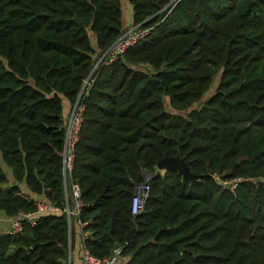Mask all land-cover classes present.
<instances>
[{
	"label": "trees",
	"instance_id": "trees-1",
	"mask_svg": "<svg viewBox=\"0 0 264 264\" xmlns=\"http://www.w3.org/2000/svg\"><path fill=\"white\" fill-rule=\"evenodd\" d=\"M128 2L150 33L107 63L123 0H0V210L36 219L0 233V264H70L77 219L119 264H264V0ZM65 101L84 107L70 171Z\"/></svg>",
	"mask_w": 264,
	"mask_h": 264
},
{
	"label": "built area",
	"instance_id": "built-area-1",
	"mask_svg": "<svg viewBox=\"0 0 264 264\" xmlns=\"http://www.w3.org/2000/svg\"><path fill=\"white\" fill-rule=\"evenodd\" d=\"M151 28L146 27L143 24H135L134 22L130 25L128 30L109 48L107 51L108 59L107 63L113 61L118 55L124 53L128 48L133 46L137 41L143 39L150 33ZM84 107L83 105L76 104L69 115L67 121V132L65 141V167L66 170L72 169V161L74 156V147L78 141L79 131L82 123ZM151 178H146V181L136 186L135 193L131 200V214L137 216L145 210L146 201L150 194V181ZM73 196L75 199V213L79 215L80 208L83 205L81 200V189L77 184L72 186ZM37 209L39 212L47 210L48 205L45 202L38 201ZM57 210V208H55ZM69 212V207H67ZM25 219H31L32 223H36L35 214L32 212H20L16 217L12 218L8 234H18L22 231V222ZM79 226H82L80 219H77ZM123 247L117 246L114 248L113 253L110 257L99 258L92 255L88 250L84 249L83 253V264H119L122 260Z\"/></svg>",
	"mask_w": 264,
	"mask_h": 264
},
{
	"label": "crops",
	"instance_id": "crops-1",
	"mask_svg": "<svg viewBox=\"0 0 264 264\" xmlns=\"http://www.w3.org/2000/svg\"><path fill=\"white\" fill-rule=\"evenodd\" d=\"M123 6H124V23L125 25H131L133 23V9L128 0H123ZM127 6V7H125ZM127 8V11H126ZM72 106L65 101L64 103V116L66 121L69 119V115L71 113ZM9 178L12 180V173L9 171ZM21 187L24 191V193L32 196L33 198H36V194L33 193L25 184H21ZM12 218H9L5 215V213L0 210V233L1 232H7L8 229L10 228ZM76 228V237H75V243H74V248L70 252V264H83V253H84V247L82 245V238H81V227L79 226L78 223L75 224Z\"/></svg>",
	"mask_w": 264,
	"mask_h": 264
},
{
	"label": "water",
	"instance_id": "water-1",
	"mask_svg": "<svg viewBox=\"0 0 264 264\" xmlns=\"http://www.w3.org/2000/svg\"><path fill=\"white\" fill-rule=\"evenodd\" d=\"M78 23H82L83 20L79 17L76 18ZM157 168L163 171H169V170H178L184 177L185 180H191V179H198L199 175L192 173L190 170L189 164L185 159H182L180 157H165L162 159L158 165ZM153 172H146L145 176L146 178H151L153 176ZM262 181L264 182V177L262 178ZM218 183H222L221 180H218ZM227 187L229 186V183L225 184ZM134 233V230H132L127 239L128 242L130 241L132 235ZM72 250V249H71Z\"/></svg>",
	"mask_w": 264,
	"mask_h": 264
},
{
	"label": "rangeland",
	"instance_id": "rangeland-1",
	"mask_svg": "<svg viewBox=\"0 0 264 264\" xmlns=\"http://www.w3.org/2000/svg\"><path fill=\"white\" fill-rule=\"evenodd\" d=\"M125 7H127V6H125ZM126 11H127V8H126ZM217 83H218V79L217 80H215V82H214V84L212 85V87L210 88V90L205 94V96H204V98H203V100L202 101H205L207 98H209L210 97V95L214 92V90H215V88H216V85H217ZM5 169H6V171L8 172V174H9V169L8 168H6L5 167ZM160 172H162V173H164L165 171H163V170H160V169H158Z\"/></svg>",
	"mask_w": 264,
	"mask_h": 264
}]
</instances>
